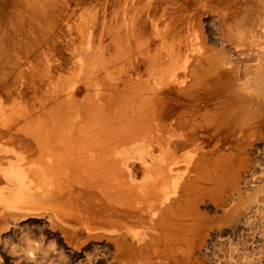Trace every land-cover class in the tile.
<instances>
[{"label":"bare ground","instance_id":"1","mask_svg":"<svg viewBox=\"0 0 264 264\" xmlns=\"http://www.w3.org/2000/svg\"><path fill=\"white\" fill-rule=\"evenodd\" d=\"M223 147L210 172L237 196L190 206ZM262 149L264 0H0V231L41 215L70 248L104 236L131 263L153 246L176 264H264ZM175 209L230 210L210 257Z\"/></svg>","mask_w":264,"mask_h":264},{"label":"rangeland","instance_id":"2","mask_svg":"<svg viewBox=\"0 0 264 264\" xmlns=\"http://www.w3.org/2000/svg\"><path fill=\"white\" fill-rule=\"evenodd\" d=\"M72 12H73L74 16L76 17L77 21L82 20V15H81V13L79 11L73 10ZM58 24H60V23H58ZM223 148H222V150L220 149L221 151L218 149L217 152H219V154L217 152H216V154L214 153L213 156H212L213 159H212V157H210V159H209L210 161L208 160L207 163L204 164L203 170H200L201 172L202 171H204V172L201 173L199 171L200 172L199 173V177H201V178L198 179V181H197L198 183H196V185L193 187V189H191L192 191L191 190L188 191V195L189 196H186V199H188V202L191 200L189 202L190 206H191L190 203H192L195 198H198L200 196H202V197H204L206 199L208 197L210 198L211 196H215V197L221 198L222 202L224 204L227 202V200H228L227 203L232 204L231 201H232V199H234L233 196L234 197L237 196V192L235 191V186L236 185L233 184V182H232V184H229L231 181L228 178L229 177L228 176V171H226L227 165H228L227 164L228 160L226 159V157H229L228 150L230 148L229 147H228L229 149L228 148H224L225 150H223ZM262 150H263V154L261 153V155L259 157V160L254 163V166L256 168V169L254 168V170L256 172L257 171L260 172L261 169H264V149H262ZM223 151H224V153H223ZM215 155H216L217 159L215 158V160H214ZM219 155L223 157V158L222 157L221 158L224 161L221 160ZM218 160L220 162H218ZM208 164H209V167H208ZM215 165H217L216 167H218V168L219 167L226 168V169H223L221 171L218 170V172H220V175H222L220 177L218 176V178H216L217 175L216 176L214 175L215 177L213 178V173L210 172V171L216 169ZM210 166H212V167H210ZM205 169H206V173L209 172L208 174L205 173ZM219 169H221V168H219ZM209 177L213 178V179H210ZM201 179H202V182H201ZM208 179H209V182L207 181ZM208 183H210V184H208ZM215 184H217V185H215ZM199 185H201L202 189L206 190V192H208V193H205L204 190L202 191V189L199 188L200 187ZM225 185L227 187H225ZM197 187H198V189H197ZM199 189H200V191H199ZM195 190L198 191L199 193L196 192ZM189 192H191V193H189ZM209 192H212V195ZM193 193H194V195H193ZM229 196H230V198H229ZM225 198H226V200H225ZM241 200L242 199H240V201ZM246 206L244 205L243 206L244 208L242 207L243 209L239 208V211H242V213H245V211L249 212V211L254 210V207H253L252 204H250V206L249 205H246ZM262 207H264V206H262ZM175 210H176V212L181 211L179 209H178V211H177V209H175ZM176 212L172 211L170 213L171 215L168 216L167 219H171L172 220V218H173V221L177 223V225L174 226V228L180 229L181 227H183L182 230H183V232H185L184 235L188 239L189 243L190 244L192 243L193 247H197L198 245L201 244V247L206 248L207 254L210 257L212 255L211 252L213 251V247L216 245L217 242H216L215 237L213 235L210 236L208 233L211 231V229H213V228L215 229L217 227L215 223L217 221V216H218L219 212H218L217 216L214 213H204V215L201 216V215H199V213H194V212H192V213L191 212H187V211H182V212H179V213H176ZM183 212L185 213V216H184ZM186 212L188 213V215H187ZM172 213L173 214L175 213L176 215L174 214V216H172L173 215ZM181 213H183V215H181L182 218L180 217ZM220 214L223 215L224 213L222 211H220ZM228 214L230 215V210L227 211L226 214L223 215V216H228ZM177 215H179V218H178ZM192 215H193V217H192ZM185 217H187V218H185ZM192 218H193V220H192ZM203 218H205V220ZM207 218L209 220H207ZM175 219H176V221H175ZM206 220L208 222H206ZM211 220H213V221L211 222ZM7 221H9V219L6 220V222ZM185 221H187V222H185ZM221 221H223V220H221ZM201 222H204V223H201ZM220 224L222 225V226L219 225L220 228H223V229L225 228L226 229V225H224V222H222ZM203 226H204V228H203ZM5 227H3V229L0 231V264H91V263L92 264H115V263L116 264H124V263L125 264H128V263H130V264H133V263L134 264H142L145 260L146 261L143 264H149V263L150 264H158V263L159 264H162V263L163 264H169V262H171L170 264H172V263L176 264L174 259L169 258L167 256L164 257L165 254H163V255H162V253L160 254V252L156 251L153 248V246H151L152 248L147 246V248H145L146 251H145V249L142 250L150 258L149 259L147 257L148 259H145V260L142 259L143 262L140 261L141 259L139 257H137V260L135 262H132V263L131 262H127V260L125 258L124 259L123 258L119 259L120 257H119V255L117 253V250L115 249V244L113 246L109 245V243L111 244V242L113 243V241L108 239V241H109L108 242L107 239L104 236L98 237L101 240L98 239L97 236H96L95 237V240L97 239L96 241L93 240L94 239V237H92L93 235H90L86 239L83 238V237H80L81 240H80V238H78V240L74 239L73 243H71L72 247L70 248L69 242L65 240V238L62 235L60 229L56 230V227H57V229L59 227L55 226V228H54L53 224L50 221L48 223V220H46L45 216L42 217L41 215L33 216V215L29 214V215H26L24 218L23 217L18 218L15 223L9 222V226H5ZM194 227H195V229H194ZM53 228H54V230H53ZM195 232L198 233V235H200V236L196 235ZM189 233H191V234H189ZM194 233H195V235H194ZM211 234H212V232H211ZM189 235L192 236V237H190L191 240L189 238ZM90 237L93 238L91 241H90V239H91ZM193 237H194V239H193ZM197 238H198V240H196ZM99 240L102 243L105 242V241H107V242L102 244L101 242H98ZM82 242L84 244H82ZM74 243L75 244L77 243L76 246H78V245L79 246L75 247ZM145 243H147V242H145ZM87 244H89V245H87ZM108 246H109V248H108ZM111 249L113 251H111ZM155 252H158V253H155ZM150 253H152V254H150ZM112 255L116 256V258L114 256H112ZM109 257H111V258H109ZM156 257L159 258V259L158 258L156 259V260H158V262L157 261L155 262V258ZM160 257L163 258V259H161ZM114 259H115V261L116 260L117 261L115 262ZM170 259L173 262L170 261ZM124 260L126 262H124ZM160 260H161V262H160ZM162 260L166 261V262H163ZM147 261H148V263H146ZM151 262H153V263H151Z\"/></svg>","mask_w":264,"mask_h":264}]
</instances>
